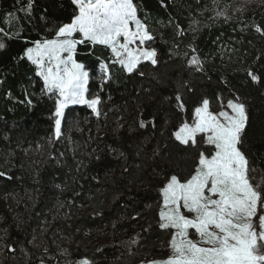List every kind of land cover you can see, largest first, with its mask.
Segmentation results:
<instances>
[{"label": "trees", "instance_id": "16d2710c", "mask_svg": "<svg viewBox=\"0 0 264 264\" xmlns=\"http://www.w3.org/2000/svg\"><path fill=\"white\" fill-rule=\"evenodd\" d=\"M231 1L134 0L156 35L151 46L159 63L142 64L143 77L110 65V79L102 82L100 67L111 53L78 46L77 59L90 73L88 95L102 100L101 116L87 107L66 109L63 135L55 139L54 98L42 94L36 66L20 57L35 41L55 38V26L68 21L73 6L34 0L26 13L29 0H0V29L8 33L0 35L6 43L0 50V264L167 258L170 236L157 226L159 189L168 173L192 170L197 153L172 133L192 122L202 98L217 112L239 96L249 115L245 147L264 156V34L256 30L264 28V0H243L242 11L226 21L216 13ZM194 54L202 71L187 63ZM178 89L183 112L174 99Z\"/></svg>", "mask_w": 264, "mask_h": 264}, {"label": "snow or ice", "instance_id": "6c2138e0", "mask_svg": "<svg viewBox=\"0 0 264 264\" xmlns=\"http://www.w3.org/2000/svg\"><path fill=\"white\" fill-rule=\"evenodd\" d=\"M33 2L29 0L23 11L30 13ZM70 3L72 12L67 22L55 26V38L35 41V47L26 48L20 57L36 66V75L43 80L42 94L54 98L55 139L63 135L62 118L69 105H87L101 116L102 100L99 95H88L90 73L77 59L78 46H102L111 53L110 60L101 64L104 82L110 79V65L143 77L142 64L159 63L158 50L151 46L156 35L146 18L141 19L134 0ZM216 14L230 19L224 12ZM256 30L264 34V28L257 26ZM177 31L182 34L179 26ZM0 35L7 37L8 33L0 29ZM5 48L6 43L0 40V50ZM187 63L197 71L203 70L195 54ZM247 75L253 82L261 80L251 70ZM174 99L177 108L186 111L179 89ZM248 123L247 105L239 96L226 104L221 102L217 112L211 110L208 98H202L193 109L192 122L183 121L172 133L175 141L195 150L197 156L187 175L172 172L164 178L159 189L162 204L157 226L169 234L171 254L147 264H264V156H254L245 147ZM146 126L143 120L139 122V127ZM69 264L93 261L84 257Z\"/></svg>", "mask_w": 264, "mask_h": 264}, {"label": "rangeland", "instance_id": "374dc122", "mask_svg": "<svg viewBox=\"0 0 264 264\" xmlns=\"http://www.w3.org/2000/svg\"><path fill=\"white\" fill-rule=\"evenodd\" d=\"M242 6H243V0H233V2L231 1V3L228 4V6L226 7V11H222L221 12H224L228 17L229 16H233V11H237L238 9H242ZM213 7L215 9L219 8L218 5L216 3L213 4ZM35 47V46H34ZM100 78H101V81L104 82L103 80V73H102V69L100 67ZM108 81V80H107ZM223 104H226L227 102H222ZM70 107H87V105H69L68 108ZM66 108V109H68ZM88 108V107H87ZM65 109V111H66ZM90 109V108H89ZM91 110V109H90ZM212 110V109H211ZM92 111V110H91ZM213 111V110H212ZM215 112V111H213ZM62 122H63V118H62ZM191 123V122H190ZM193 239H195V237H193ZM171 254V251L169 250V255ZM168 255V256H169ZM144 264H147V263H144Z\"/></svg>", "mask_w": 264, "mask_h": 264}]
</instances>
